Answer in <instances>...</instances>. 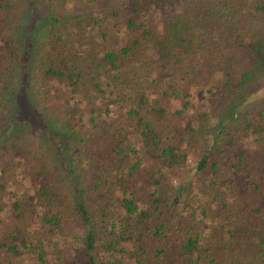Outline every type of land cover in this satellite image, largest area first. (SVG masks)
<instances>
[{"label":"trees","instance_id":"1","mask_svg":"<svg viewBox=\"0 0 264 264\" xmlns=\"http://www.w3.org/2000/svg\"><path fill=\"white\" fill-rule=\"evenodd\" d=\"M160 1L0 0V264H234L264 227V0Z\"/></svg>","mask_w":264,"mask_h":264},{"label":"rangeland","instance_id":"2","mask_svg":"<svg viewBox=\"0 0 264 264\" xmlns=\"http://www.w3.org/2000/svg\"><path fill=\"white\" fill-rule=\"evenodd\" d=\"M126 0H117L116 5H119L121 3L125 4ZM175 10V6L173 4H167L164 3L162 0L157 5V10L155 11L158 16L163 17V15H168L172 13ZM36 17V16H35ZM34 17V18H35ZM203 96L205 99L208 100V95L206 93H203ZM264 98V85L256 86L254 89L252 88L248 92L245 93L244 97L241 99V101L247 100V99H254V100H261ZM255 101V102H257ZM210 102V101H209ZM249 102L251 104L255 103ZM17 129L19 131H31V132H40V126L35 124V121H31L28 119H24L23 113H21L17 118ZM250 152L247 153V160L245 162V169L247 168L251 171V174L254 176L255 179L258 180V182L264 181V163H262L261 160H259L260 157V148L256 145H249ZM247 167V168H246ZM234 174L233 177L237 178L238 183H242L243 175L237 174L234 171H232ZM227 179L230 177H226ZM172 184H175L176 177H173L170 181ZM238 220H234L230 222L235 226ZM192 223H197L195 220L191 221ZM195 225V224H193ZM246 232L254 236L256 247L254 250H252L253 247L249 246V241L246 239ZM233 235L235 237L234 243L229 247L228 254L223 259H226L227 262H232L234 264H243L248 260H251L254 264H264V245H260V241L262 240V235H264V227H262L260 224H253L248 229L242 225L239 226V224L235 227V231L233 232ZM242 260L240 263L239 261ZM19 264H33V263H19ZM150 264H153V261L150 262Z\"/></svg>","mask_w":264,"mask_h":264}]
</instances>
